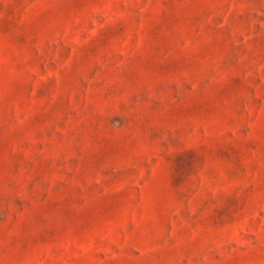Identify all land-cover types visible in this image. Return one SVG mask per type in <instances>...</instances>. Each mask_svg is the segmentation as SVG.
I'll list each match as a JSON object with an SVG mask.
<instances>
[{
  "label": "rangeland",
  "instance_id": "obj_1",
  "mask_svg": "<svg viewBox=\"0 0 264 264\" xmlns=\"http://www.w3.org/2000/svg\"><path fill=\"white\" fill-rule=\"evenodd\" d=\"M0 264H264V0H0Z\"/></svg>",
  "mask_w": 264,
  "mask_h": 264
}]
</instances>
